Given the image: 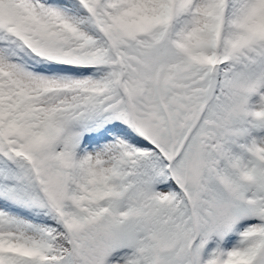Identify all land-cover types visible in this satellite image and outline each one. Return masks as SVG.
Listing matches in <instances>:
<instances>
[{
  "label": "snow or ice",
  "instance_id": "obj_1",
  "mask_svg": "<svg viewBox=\"0 0 264 264\" xmlns=\"http://www.w3.org/2000/svg\"><path fill=\"white\" fill-rule=\"evenodd\" d=\"M0 264H264V0H0Z\"/></svg>",
  "mask_w": 264,
  "mask_h": 264
}]
</instances>
